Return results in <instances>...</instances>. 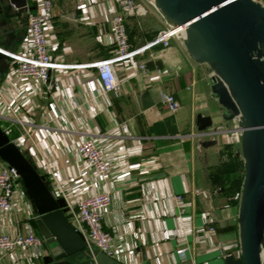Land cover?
Returning a JSON list of instances; mask_svg holds the SVG:
<instances>
[{
	"label": "crops",
	"instance_id": "crops-1",
	"mask_svg": "<svg viewBox=\"0 0 264 264\" xmlns=\"http://www.w3.org/2000/svg\"><path fill=\"white\" fill-rule=\"evenodd\" d=\"M26 1L19 10L5 1L0 13V114L8 116L13 109L28 123L29 135L16 127L12 139L48 186L53 188L55 177L72 204L110 194L101 225L113 238L116 263L226 264L227 256L239 258L240 134L211 91L212 69L196 63L179 39H171L167 48L154 45L120 62L121 95L106 94L96 70L85 65L114 55L109 22L119 10L117 2L51 0L50 56L82 66L52 72L55 84L48 92L39 81L18 77L17 64L3 53H26L29 47L27 20L39 13L41 0ZM135 1L145 13L127 19L132 49L168 28L151 0ZM141 63L146 75L139 72ZM163 93L180 103L176 113L162 105ZM198 116L209 118L211 127L199 131ZM123 124L128 135L122 133ZM86 139L103 147L111 165L108 174H96L80 158L77 148ZM226 164H235L234 172L223 171ZM24 206L22 218L0 215V234L19 229L38 235L31 207L27 201ZM0 264L69 263L55 260L44 241L37 249L0 256Z\"/></svg>",
	"mask_w": 264,
	"mask_h": 264
},
{
	"label": "water",
	"instance_id": "water-1",
	"mask_svg": "<svg viewBox=\"0 0 264 264\" xmlns=\"http://www.w3.org/2000/svg\"><path fill=\"white\" fill-rule=\"evenodd\" d=\"M5 1L17 10L27 6L26 0H0V13ZM151 1L174 29L182 28L178 39L190 57L212 69L211 91L226 111V120L237 123L244 166L238 208L240 257L227 256L225 263L264 264V6L256 0ZM198 120L199 131L211 127L209 118ZM0 160L20 177L55 260L119 264L86 247L67 219L64 199L54 195L45 175L1 127Z\"/></svg>",
	"mask_w": 264,
	"mask_h": 264
},
{
	"label": "built area",
	"instance_id": "built-area-1",
	"mask_svg": "<svg viewBox=\"0 0 264 264\" xmlns=\"http://www.w3.org/2000/svg\"><path fill=\"white\" fill-rule=\"evenodd\" d=\"M115 1L119 6V10L109 22L115 53L108 59L86 64L85 66L96 70L104 93L117 98L121 95L122 90L116 66L122 61L132 60L135 56L143 54L151 46L161 45L167 48L169 41L178 39L183 30L182 28L174 29L168 22V28L160 32L151 42L140 48L132 49L127 33V19L143 15L145 8L135 0ZM53 16L52 1L41 0L39 13L29 16L27 20L29 47H27L26 53L3 52L17 64L16 74L18 77L39 81L48 92L52 90L55 84L51 80L52 72L76 69L82 66L64 65L51 58L46 36V25L52 20ZM138 69L141 74L146 75L147 69L143 63L138 65ZM161 103L171 114L180 109V103L171 94H161ZM8 111L10 113L8 116L0 114V127L4 134L16 144V141L11 137L14 132L13 128L20 127L27 136L31 130L28 123L20 119L13 109ZM4 122L6 124H3ZM121 130L124 135H128L127 125L123 124ZM77 152L82 161L87 163L89 168L96 174L106 175L111 171V165L106 159L103 147L97 145L92 139L82 141L78 145ZM52 187L50 189L54 195L64 199L67 219L72 228L83 237L86 247L88 249L96 247L106 256L114 257L113 238L101 225L103 213L111 203L110 194L107 192L97 193L81 198L72 204L67 201L65 186L58 183L55 177H52ZM23 190L21 179L16 170L0 160V215L10 214L18 217L19 212L25 208V202L22 200ZM196 193L198 194V192ZM176 199L180 202L182 197L178 196ZM20 224L21 222H18L17 226L19 227ZM43 244V239L32 230L23 233L18 229L13 235L3 233L0 234V256L19 249H37L42 247ZM183 252L184 250L179 251L180 254Z\"/></svg>",
	"mask_w": 264,
	"mask_h": 264
},
{
	"label": "rangeland",
	"instance_id": "rangeland-1",
	"mask_svg": "<svg viewBox=\"0 0 264 264\" xmlns=\"http://www.w3.org/2000/svg\"><path fill=\"white\" fill-rule=\"evenodd\" d=\"M256 1H258V2H264V0H256ZM13 130H15V128H13ZM11 137H13V135H12ZM240 154H241V153H240ZM25 156H26V155H25ZM240 176H241V175H240ZM243 178H244V173H243ZM22 200H24L25 202L27 201V204L30 205L24 190H23V192H22ZM18 208L20 209L21 207H18ZM19 216H20V218L23 217V211H20V212H19ZM30 219H34V218H33V217H30ZM34 222H35L36 227H37V233L40 232V234L42 235V238L44 239V241H46V247L49 248V247L51 246V244H50V241H49L47 235H46L45 232L41 229L39 222H37V221H35V220H34ZM42 233H43V234H42ZM93 248H94L95 250L97 249L96 247H93Z\"/></svg>",
	"mask_w": 264,
	"mask_h": 264
},
{
	"label": "trees",
	"instance_id": "trees-1",
	"mask_svg": "<svg viewBox=\"0 0 264 264\" xmlns=\"http://www.w3.org/2000/svg\"><path fill=\"white\" fill-rule=\"evenodd\" d=\"M234 168H235V164H226L223 166V171H225L226 173H232L234 172ZM239 182L240 183H238V189L242 186L241 184L243 183V178Z\"/></svg>",
	"mask_w": 264,
	"mask_h": 264
}]
</instances>
